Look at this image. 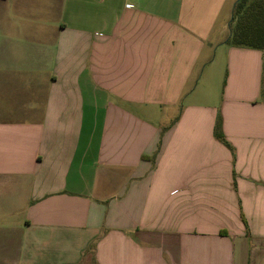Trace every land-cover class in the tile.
I'll return each mask as SVG.
<instances>
[{"label": "crops", "instance_id": "obj_1", "mask_svg": "<svg viewBox=\"0 0 264 264\" xmlns=\"http://www.w3.org/2000/svg\"><path fill=\"white\" fill-rule=\"evenodd\" d=\"M235 1L0 0V264H264V52L226 43Z\"/></svg>", "mask_w": 264, "mask_h": 264}, {"label": "trees", "instance_id": "obj_2", "mask_svg": "<svg viewBox=\"0 0 264 264\" xmlns=\"http://www.w3.org/2000/svg\"><path fill=\"white\" fill-rule=\"evenodd\" d=\"M226 43L234 48L264 52V0L234 2ZM214 136L225 143L219 119L214 127Z\"/></svg>", "mask_w": 264, "mask_h": 264}, {"label": "rangeland", "instance_id": "obj_3", "mask_svg": "<svg viewBox=\"0 0 264 264\" xmlns=\"http://www.w3.org/2000/svg\"><path fill=\"white\" fill-rule=\"evenodd\" d=\"M230 20H231V17H230ZM225 69H226L225 61H224V59L223 60L221 59L219 61L218 68H215V70H214L215 76L207 75V73H206V75L202 76L200 83L198 84V86L196 87L194 92L191 95H189L188 99H186L185 102L189 103V102L198 101V99L203 97L205 90L210 89V87L208 86L209 81H212L214 83L212 85V88L215 87L216 96H220V94L222 92L221 88H222V82L224 80ZM216 73L219 75L217 76ZM218 80H219V82H218ZM212 88H211V90H212ZM263 94H264V77H263Z\"/></svg>", "mask_w": 264, "mask_h": 264}]
</instances>
